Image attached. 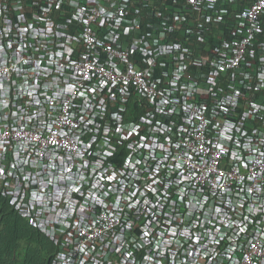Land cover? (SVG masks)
Here are the masks:
<instances>
[{
  "label": "built area",
  "instance_id": "1",
  "mask_svg": "<svg viewBox=\"0 0 264 264\" xmlns=\"http://www.w3.org/2000/svg\"><path fill=\"white\" fill-rule=\"evenodd\" d=\"M165 2L0 0V192L51 264H264V0Z\"/></svg>",
  "mask_w": 264,
  "mask_h": 264
},
{
  "label": "trees",
  "instance_id": "2",
  "mask_svg": "<svg viewBox=\"0 0 264 264\" xmlns=\"http://www.w3.org/2000/svg\"><path fill=\"white\" fill-rule=\"evenodd\" d=\"M159 1L164 5L168 3ZM218 25L221 28L205 23L214 34L225 28L221 21ZM201 53L206 55L204 50ZM55 251V245L0 192V264H51Z\"/></svg>",
  "mask_w": 264,
  "mask_h": 264
},
{
  "label": "crops",
  "instance_id": "3",
  "mask_svg": "<svg viewBox=\"0 0 264 264\" xmlns=\"http://www.w3.org/2000/svg\"><path fill=\"white\" fill-rule=\"evenodd\" d=\"M30 2L31 1H33V0H29ZM69 14V12H68V10H67V8L65 7L64 8V16H61V15H59V14H56L55 16H54V19H55V21H56V23H57V25H64L65 24V22H66V20H67V15Z\"/></svg>",
  "mask_w": 264,
  "mask_h": 264
},
{
  "label": "clouds",
  "instance_id": "4",
  "mask_svg": "<svg viewBox=\"0 0 264 264\" xmlns=\"http://www.w3.org/2000/svg\"><path fill=\"white\" fill-rule=\"evenodd\" d=\"M9 204H10V200H9ZM26 218V217H25ZM27 219V218H26ZM46 237V236H45ZM47 238V237H46ZM48 239V238H47ZM56 247V246H55ZM56 251H57V248H56ZM56 251H55V253H56ZM55 255V254H54Z\"/></svg>",
  "mask_w": 264,
  "mask_h": 264
}]
</instances>
